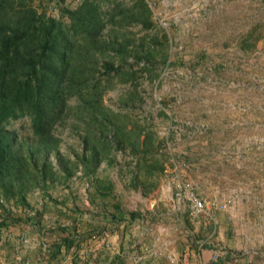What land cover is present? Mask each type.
I'll list each match as a JSON object with an SVG mask.
<instances>
[{
  "label": "rangeland",
  "instance_id": "rangeland-1",
  "mask_svg": "<svg viewBox=\"0 0 264 264\" xmlns=\"http://www.w3.org/2000/svg\"><path fill=\"white\" fill-rule=\"evenodd\" d=\"M26 1L60 15L59 5L49 13L51 0ZM61 1L68 7L78 3ZM143 4L147 19L134 16ZM101 5L107 11L102 36L127 46L122 58L112 56L122 72L112 77L103 104L122 116L127 130L140 132L139 141L146 134L149 150L143 152L142 143L136 154L111 147L85 171L79 156L87 125L72 107L55 132L58 153L77 165L69 175L59 170L43 189L48 196L43 208L51 213L48 204L59 203L65 210L54 211L64 218L76 206L84 214L97 211L101 201H92V194L105 189L97 178L119 195L105 203L117 202L125 212L142 211L145 200L162 192L157 220L170 229L171 264H264V0H101ZM8 126L18 137L30 134L26 117ZM49 157L56 162L54 153ZM154 161L162 168L151 167L147 174L145 166ZM179 180L189 181L204 199L226 204L191 216L186 202L173 196ZM37 189L42 188L30 191ZM3 201L7 209L0 206V217L10 220L13 201ZM75 219L56 224L57 249L65 252L58 264H90L89 237L102 235L103 229L87 228L86 217ZM51 243L45 247L49 257L50 248L56 249ZM205 249L209 254L203 256ZM5 255L2 241L0 264H6Z\"/></svg>",
  "mask_w": 264,
  "mask_h": 264
},
{
  "label": "trees",
  "instance_id": "trees-1",
  "mask_svg": "<svg viewBox=\"0 0 264 264\" xmlns=\"http://www.w3.org/2000/svg\"><path fill=\"white\" fill-rule=\"evenodd\" d=\"M57 5L60 15H51L26 0H0V206L4 209L3 200L27 204V193L37 187L46 189L59 170L72 173L77 163L60 156L55 132L72 107L87 125L79 156L85 171H92L111 147H127L136 154L142 143L143 152L149 150L148 136L139 141L140 132L127 130L122 116L103 104L112 77L122 72V63L112 56L122 58L127 46L102 36L107 11L101 0H80L74 7L57 0ZM143 5L140 15L134 16L147 19L149 8ZM109 13L112 20L114 14ZM21 117L28 119L30 134L18 137L8 125ZM140 160L136 156L137 167ZM151 167L161 169L162 164H147V174ZM134 177L138 179L135 170ZM96 180L105 189L112 187ZM63 241L71 244L68 237Z\"/></svg>",
  "mask_w": 264,
  "mask_h": 264
},
{
  "label": "crops",
  "instance_id": "crops-1",
  "mask_svg": "<svg viewBox=\"0 0 264 264\" xmlns=\"http://www.w3.org/2000/svg\"><path fill=\"white\" fill-rule=\"evenodd\" d=\"M45 193L43 189L29 191L26 195L27 204L11 203L10 220L0 217V221H4V224L0 225V243L3 241L5 246L6 264H58L59 261H64L63 246L57 249L60 241L55 233L59 230L56 224L72 223L74 218L77 222L81 216L86 217L87 228L103 229L102 235L91 234V238L89 237L90 264H171V260H174L168 254L174 253V247L166 244L170 241V229L157 220L164 203L162 192L155 198L145 200L146 208L139 206L142 211L135 208L125 212L117 202L111 206L105 203L106 199H118V193L115 192L113 196L114 191L111 188L99 190L92 194V201H101L98 210L84 214L76 206L70 211L73 215L71 218L56 214L55 209L65 210V206L59 203L48 204L52 211L47 213L41 204L42 201H47L48 196H45ZM114 227L116 231L113 230ZM51 242L55 244L56 249ZM50 243L53 249L50 248L49 257L45 253V247ZM208 254L209 250H202L203 256Z\"/></svg>",
  "mask_w": 264,
  "mask_h": 264
},
{
  "label": "built area",
  "instance_id": "built-area-1",
  "mask_svg": "<svg viewBox=\"0 0 264 264\" xmlns=\"http://www.w3.org/2000/svg\"><path fill=\"white\" fill-rule=\"evenodd\" d=\"M57 8V0H51L48 4L49 13H53ZM173 196L177 201H185L191 216L210 214L211 210L226 204L215 200H206L201 197L193 188L189 181L179 180L173 188ZM1 199V198H0ZM216 255V254H215ZM213 255V256H215Z\"/></svg>",
  "mask_w": 264,
  "mask_h": 264
}]
</instances>
